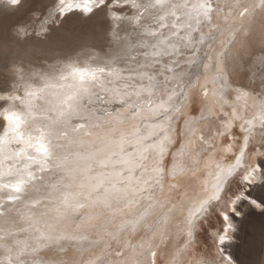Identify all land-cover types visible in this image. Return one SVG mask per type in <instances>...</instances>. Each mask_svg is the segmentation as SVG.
Instances as JSON below:
<instances>
[{"label":"snow or ice","instance_id":"6c2138e0","mask_svg":"<svg viewBox=\"0 0 264 264\" xmlns=\"http://www.w3.org/2000/svg\"><path fill=\"white\" fill-rule=\"evenodd\" d=\"M5 3L16 7L21 0ZM52 9L31 31L18 27L17 38H44L49 20L102 11L106 43L99 53L83 49V58L80 51L52 63L41 59L44 71L24 60L0 65V264H161L163 251L172 257L163 264H207L184 253L197 223L223 199L228 178L239 174L245 187L264 182L258 163L264 152L255 153L254 165L246 153L257 134L264 148V94L258 101L233 88L227 71L234 40L242 46L258 40L264 52V34L254 37L242 23L227 32L232 48L223 38L230 21L264 14V0H53ZM7 47L0 41V53ZM257 63L264 83V56ZM100 93L119 107L97 116L92 98ZM198 105L218 119L202 118L198 126L187 113L200 111ZM177 118L182 129L173 124ZM236 128L238 135L221 149L235 147V163L215 165L211 194L202 187L173 202L176 171L188 170L177 158L195 165L198 149L207 155ZM173 145L179 147L170 152ZM242 199L264 211L246 191L229 198L215 237L223 264H235L224 246L235 240L232 216L243 215L237 210ZM170 224L184 237L183 248L162 247ZM135 233H141L138 243L130 242Z\"/></svg>","mask_w":264,"mask_h":264},{"label":"bare ground","instance_id":"6f19581e","mask_svg":"<svg viewBox=\"0 0 264 264\" xmlns=\"http://www.w3.org/2000/svg\"><path fill=\"white\" fill-rule=\"evenodd\" d=\"M2 1V0H0ZM32 0H21V4L16 7H23L27 2ZM221 2L224 5H229L233 3V0H221ZM245 3H252V0H244ZM2 3V2H1ZM5 0L3 5H0V41L5 42L8 47L7 50L0 53V65H7L11 63L13 60H24L26 63L29 64V67H31L34 71H44L45 69L38 67L39 60L48 58V63H52L56 58L58 57H68L76 54L77 52H82L83 49L88 47H94L95 52L99 53L101 49L105 47V32L107 28V22L106 18L104 16V13L102 11L97 12L96 14L85 17L79 12H74L69 14L65 17V20L59 23V20H49V32L46 34L44 38H37V37H29L26 40L21 41L20 39L14 38V41L16 39V43L11 42L12 36H9L8 32L12 31V29L8 30V24L12 20L15 21L16 16L10 12H7L5 10ZM35 13L38 14L37 9H33ZM53 11L51 9L47 12H44L42 15V18L47 19L49 12ZM229 9L227 7L224 8V14L226 15L228 13ZM40 13V12H39ZM253 19L248 21H236L232 20L229 22V27L224 29L223 38L226 41L225 46L227 48H232V44L227 43L228 37L227 32L229 28H238L241 27V24L247 26V29L253 34L254 37H259L261 34H264V14H261L259 11L253 14ZM19 20V19H18ZM12 21V22H13ZM17 21V20H16ZM15 21V22H16ZM20 21V20H19ZM11 22V23H12ZM25 21H20L15 24V27L13 31H16L18 26L25 27L26 24H24ZM12 24V25H14ZM10 25V26H12ZM12 28V27H11ZM30 29V28H29ZM32 29V28H31ZM220 35L219 33L217 34ZM15 37V36H13ZM11 40V41H10ZM19 40V42H18ZM21 41V42H20ZM13 44H11V43ZM215 47L220 48L221 45L219 41H215ZM235 43V49L236 51H233V56L235 57L234 62L232 65L227 69V71L231 74L230 78L234 81L233 88H241L243 90H246L250 92L253 96L256 97V99L259 101L261 99V94H264V83L261 81V72L259 71L258 66V59L262 56H264V52L261 51V46L257 41L254 43L242 46L239 43V37H237L234 40ZM99 50V51H96ZM83 58V52L82 57ZM30 62V63H29ZM214 75V72L212 73ZM200 83H203V79H201ZM211 87V85H209ZM258 89L259 91L255 92ZM20 95H23V90L18 93ZM101 99L97 100L96 97H93V103L92 107L96 111V115L100 116L103 114V111L112 112L115 111L119 107V103H113L109 104L107 103V98L104 97L103 93H100ZM233 98L232 100H234ZM242 103V102H241ZM249 105H251V101H249ZM217 112H219V105H217ZM200 111H197L193 113V109L190 107L187 109V113H192L194 116V119L197 121V124L199 126V122L202 118L214 121L217 120L218 117L210 116L209 112L203 108V106H199ZM224 111L230 112L231 108L229 105H225ZM174 126L177 128L182 129L183 128V120L181 118H177V120L173 121ZM238 128L233 130V134H230L232 136V139L234 135H238ZM229 137V136H228ZM220 138L218 139L221 144L217 145V148L209 152L207 155H205L204 149H198L197 153L193 155L192 160L196 161L197 163L195 165L189 164L185 165L184 161L180 158H177L176 163L180 166V168H187L186 171H181L179 168L176 171V180H177V188L173 190L170 195L173 197V202L180 203L184 201L185 197L190 195L193 191V189L200 191V189L206 188L208 190V193L211 194L212 190V183H214V173L216 171L215 165L219 163L222 168L226 167L228 164H234V153L237 154V149L234 147L232 151H225L221 152L222 148H226L228 144L232 142V139L229 138ZM260 137V136H259ZM258 137V138H259ZM242 140V137L240 138ZM260 142V138L258 139ZM257 140V142H258ZM254 143V141H252ZM178 145H173L169 151H176ZM249 149V148H248ZM246 150L247 157L249 155V150ZM221 156V157H220ZM227 159L226 161H222ZM166 161L169 162V167L171 166V158L169 156H166L164 158ZM253 160L256 161V156L253 157ZM209 162L212 167L205 170V163ZM193 172H196L197 175L193 176ZM209 172H212L213 175H209ZM170 178H165L164 184H165V190L168 189L169 184L168 180ZM193 182H197L193 186L191 184ZM188 185V186H187ZM227 184L225 183L224 187ZM180 186H183V189H180ZM160 195V193H157ZM250 195V194H248ZM251 196V195H250ZM161 199L163 200V196H161ZM164 203H167L166 200H164ZM209 211H211V207L208 208ZM209 212H207L204 216V218H207ZM158 219H162V217H158ZM220 221L222 222V218H220ZM2 223V221H0ZM172 232H175L174 229L169 225L166 232V241L168 238L171 237ZM218 230L213 229L211 231V235L214 238V253H210L209 255H206L205 253H199L197 257L191 256V261H206L207 264H213L214 260L218 257H222L218 251V245L216 243L215 237ZM141 233H135L130 238V242L132 243H138L140 240ZM196 238V233L193 234V239ZM197 239V238H196ZM195 239V240H196ZM183 240L184 237L177 233L172 238L173 244L175 245L174 249L179 246L183 248ZM192 243V242H191ZM192 247V245H190ZM185 250L184 258H189V249ZM225 247V246H224ZM225 252H228L225 250ZM230 255L234 257L231 253ZM170 257V256H169ZM172 258V257H171ZM170 258V259H171ZM220 260V259H219Z\"/></svg>","mask_w":264,"mask_h":264},{"label":"rangeland","instance_id":"374dc122","mask_svg":"<svg viewBox=\"0 0 264 264\" xmlns=\"http://www.w3.org/2000/svg\"><path fill=\"white\" fill-rule=\"evenodd\" d=\"M3 3L4 0L0 1V5H3ZM52 5H53V0H32L27 2L23 7H8L7 5H5V10L7 12L14 14L16 16L15 19L18 22L25 21L24 23L26 24L25 27L30 28L29 31H31V28L36 27L40 19H42L43 16L42 14L52 9ZM34 8L37 9L38 14L33 11ZM62 20L64 21L65 17L60 18L59 23L62 22ZM15 21H13L12 23L9 22L8 24V30L10 31L12 29V31L8 32L9 34H11L9 36H12V38H10L12 40V41L10 40L11 42H13L14 38L17 37L16 31H13L15 27L14 23H17V21L16 22ZM15 41L13 43L17 42ZM254 91L257 92L259 90L258 89L256 90L255 88ZM233 98H235V94H233V96L231 97V99ZM199 106L200 105H198L197 107ZM229 137H228L229 139H232L231 135H229ZM258 137L259 134H257L256 139L253 140L254 143L252 142L249 145V149H248L249 150L248 163L253 165L257 162V160L256 161L253 160L255 153L264 152V148L260 147L261 140L259 142L258 139L260 137L259 138ZM220 141L219 140L217 141V145L221 144ZM226 160L227 159L225 158V160L222 161L224 162ZM258 163L261 165V167H264V160H258ZM196 183L197 182H193L191 186H193ZM226 184L227 185L224 187L225 190L222 193L223 199L218 203H213L210 206L211 211H209V209L207 211L209 212L208 215L206 216L207 218L203 217L197 223L195 229L197 239L195 238L196 240L195 239L192 240L191 243L192 247H190L189 249L190 255L189 258H187L186 260L191 261L192 255L197 257L199 253L202 252L205 253L206 255H209L210 253H214L213 248L215 243H214V238L211 235V231L212 228L219 230L222 227V222L220 221L221 216L219 215V213L226 208L229 202V198L233 194L239 193L240 191L243 190L246 191L247 195L250 194L251 197L254 198L255 200L264 203V182H259L251 186L245 187V185H243L240 181L239 174L234 173L231 177L228 178ZM181 188L183 189V186H180V189ZM237 210L241 211L243 215L237 217L233 214L232 216L233 220L237 224V231L234 233L235 240L232 242H227L225 244V250L228 251L226 252V254L230 255L231 253L234 256L232 257L230 255L232 259L235 261V264H264V211L253 207L250 204L249 200L247 199H242L237 204ZM170 226L174 229L175 232H172L171 237L167 239L168 243L166 244V246H162V247H167L174 250L175 245L173 244L172 238L175 236L178 229L172 224H170ZM169 256L170 255L168 254V251L161 252L159 257L161 264H163V262L167 260H170L171 256L170 257ZM213 264H223V261L221 260V258L217 257L214 260Z\"/></svg>","mask_w":264,"mask_h":264},{"label":"clouds","instance_id":"9594fccd","mask_svg":"<svg viewBox=\"0 0 264 264\" xmlns=\"http://www.w3.org/2000/svg\"><path fill=\"white\" fill-rule=\"evenodd\" d=\"M96 51H99V50H96ZM75 55V54H74Z\"/></svg>","mask_w":264,"mask_h":264}]
</instances>
